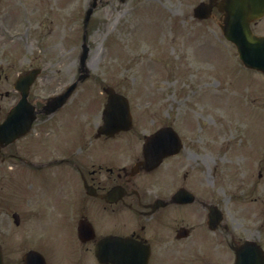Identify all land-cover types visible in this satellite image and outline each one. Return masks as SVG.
Listing matches in <instances>:
<instances>
[{"label":"rangeland","instance_id":"374dc122","mask_svg":"<svg viewBox=\"0 0 264 264\" xmlns=\"http://www.w3.org/2000/svg\"><path fill=\"white\" fill-rule=\"evenodd\" d=\"M43 1L47 3L45 10ZM43 1L4 0L0 5V29L6 31V35L0 31V56L5 60L3 66L11 71L17 69L14 64L20 67L23 61L22 68L38 65L43 74L47 72L50 80L44 82L45 78L41 77L33 87V92L46 97L76 76L78 55L82 51V18L93 0ZM201 1L98 3L88 26L90 51L86 64L90 77L80 84L68 104L70 111L77 104L84 111L91 109L81 118H71L77 124L94 127L99 120L98 108L105 100L102 87L115 86L130 98L139 114L154 115H137V131H153L164 123H172L187 143L193 144L184 153H200L193 190L224 210L223 224L227 226V231L223 228L224 233L238 242L259 238L264 243V75L244 68L236 47L223 37L219 14L202 22L194 18L193 8ZM24 6L31 13L32 32L27 39H17L14 33L26 31L27 22L22 19L23 14L17 16L15 11ZM254 30L264 34V18ZM71 36L76 44L69 40L67 44L66 39ZM48 45L53 47L52 52L45 49ZM2 89L0 112L3 115L16 101V93L8 84ZM8 90H11L9 96L4 93ZM230 111L239 117H233ZM61 116L53 118L62 121ZM244 135L243 142L248 141L244 151L257 149L255 153H258L252 168L248 166L250 153L233 152L242 149L244 144L238 143ZM27 167L22 166L21 184L10 202L9 212L2 211L3 207L0 210V241L6 255L10 254L14 261L28 249L46 245L44 254L51 261L67 264L65 253L60 252L66 243L76 240L78 213L70 206L58 215L51 211L53 204L46 202L47 197L41 196H46L49 188L54 192L55 177L62 175L63 169L44 167L31 174ZM3 168L0 163V174ZM75 181L74 173L70 175L69 199L77 196L73 195L77 193V186L72 183ZM202 185L204 190L197 188ZM35 209L41 216H33ZM14 212L21 217L19 226L14 224ZM203 212L197 203L180 210L181 218L196 225L198 234L205 229L197 220ZM196 214L197 219L190 220ZM54 238V242H47ZM206 246L199 241L197 245L184 242L181 263L202 264L209 260ZM225 251L228 264H232L234 253L226 244ZM82 256L85 264L96 262L92 251H85ZM218 262L221 264L222 260Z\"/></svg>","mask_w":264,"mask_h":264},{"label":"flooded vegetation","instance_id":"af4514ba","mask_svg":"<svg viewBox=\"0 0 264 264\" xmlns=\"http://www.w3.org/2000/svg\"><path fill=\"white\" fill-rule=\"evenodd\" d=\"M0 31L4 35V29ZM4 62L5 60L0 59V93H3L5 84L14 90L15 80L26 71L21 67L16 71H6ZM43 78L44 82H48L51 76L45 74ZM65 87L67 86H58L55 90H64ZM18 95H14V98H18ZM32 97L36 98L37 103L39 95L33 92ZM42 105L43 101L37 107ZM69 112V108L64 106L53 115L40 113L29 133L0 148V161L9 163L10 168H20L24 160L22 155L30 152L31 164L36 165L35 159L41 152L48 159V164L60 166L65 172L70 167V123L54 119L53 116H69ZM100 113H97V128L102 124ZM146 135L132 131L98 135L93 140L91 138L94 147L89 151L86 149L88 152L84 154L81 152L85 150L80 146L85 143L87 136L81 135L80 144L78 141L75 144L79 146L76 148L80 155L76 162H72V166L80 181V218L87 217L95 228L94 239L81 245L95 248L109 235L132 237L137 242L150 246V264H165V258L174 256L182 243V239L178 238L181 226L178 210L181 205L174 201V195L182 185L189 182L191 174L183 171V168L194 167L193 162L198 155L189 152L185 158H181L180 154L168 156L159 167L147 171L141 165ZM61 181V201L65 202L69 198L68 176L65 175ZM160 199L163 203L156 207L155 203ZM223 228L219 225L214 231L219 235L212 240L217 255L224 253L220 249L227 243L230 248H235V240L229 239ZM227 260L228 258H224L223 262ZM168 264L177 263L168 261Z\"/></svg>","mask_w":264,"mask_h":264},{"label":"water","instance_id":"95a60500","mask_svg":"<svg viewBox=\"0 0 264 264\" xmlns=\"http://www.w3.org/2000/svg\"><path fill=\"white\" fill-rule=\"evenodd\" d=\"M220 10L226 12V18L224 25L222 26L225 37L233 42L238 49L240 58L244 64L249 67L264 73V36H257L253 34L250 28V23L262 16H264V0H224L222 4L219 5ZM212 7L201 4L196 9V16L199 18H207L211 14ZM92 8L88 11L86 18V25L92 14ZM88 54V47H85L83 57L81 59L82 66L85 67V60ZM88 74L86 73L82 78H86ZM75 88V85L71 86L70 89L54 99L50 104H54L56 107H60L65 100L71 95ZM109 94V100L107 108L105 110V120H109L114 125L122 126L124 123H131V117L129 113V108L126 99L115 93L113 89L109 88L106 90ZM27 92L24 94V99L21 104L13 109L9 118L8 123H12L15 117L22 111V116H29L26 107ZM116 117V118H115ZM1 128V127H0ZM1 131V129H0ZM167 134L175 135V132L171 128H165L160 130L158 133L151 137L150 145L160 143L164 141V135ZM173 135L172 138H175ZM177 138V137H176ZM170 138H166V141ZM152 143V144H151ZM146 149V162L147 166H155L160 161L162 154H157L161 147H155L151 150V147ZM183 196L184 193H181ZM216 216L214 212L213 218ZM83 226V224H82ZM102 254V253H101ZM99 260L102 261L100 253L98 254ZM133 259L136 261L135 255L129 261ZM235 264H264V253L262 249L252 242H246L237 250V260Z\"/></svg>","mask_w":264,"mask_h":264},{"label":"bare ground","instance_id":"6f19581e","mask_svg":"<svg viewBox=\"0 0 264 264\" xmlns=\"http://www.w3.org/2000/svg\"><path fill=\"white\" fill-rule=\"evenodd\" d=\"M87 67H89V65L87 64ZM155 71V67H153V71H152V74H153V72ZM151 77H152V75H151ZM148 79V78H147ZM150 79V78H149ZM149 79H148V81H149Z\"/></svg>","mask_w":264,"mask_h":264}]
</instances>
